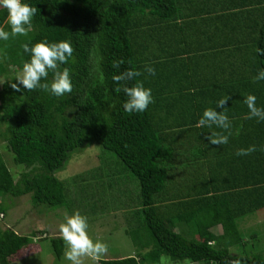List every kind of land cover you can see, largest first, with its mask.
<instances>
[{
    "label": "trees",
    "instance_id": "16d2710c",
    "mask_svg": "<svg viewBox=\"0 0 264 264\" xmlns=\"http://www.w3.org/2000/svg\"><path fill=\"white\" fill-rule=\"evenodd\" d=\"M22 2L37 11L27 36L0 40V74L6 63L22 69L30 61L25 43L70 41L75 51L59 70L69 69L73 90L56 97L23 86L17 91L13 80L2 84L0 137L13 163L24 170L15 178L0 155V196L29 194L36 206L68 207L74 189L55 173L73 153L97 145L99 165L87 172L93 181L99 174L101 189L118 187L122 172L138 183V200L126 212V232L136 251L99 264H226L235 259L264 264L257 234L244 240L240 227L243 217L264 210V121L245 119L249 110L243 102L252 94L257 107L264 108V80H252L264 70V55L255 51L264 49V0ZM7 16L0 7V28L10 32ZM236 30L244 38L227 43ZM118 59L124 63L113 68ZM145 65L156 74L127 83L142 82L154 102L130 115L123 109L127 97L115 91L112 77L129 68L143 72ZM52 78L49 73L41 82L50 84ZM225 96L231 97L227 108H217ZM207 108L226 112L233 132L227 144L211 145L207 139L222 129L196 126ZM251 145L257 151L235 154ZM98 187L92 190L98 193ZM6 208L0 204L1 213ZM34 236L0 228V264H11ZM49 239L59 259L64 241Z\"/></svg>",
    "mask_w": 264,
    "mask_h": 264
},
{
    "label": "rangeland",
    "instance_id": "374dc122",
    "mask_svg": "<svg viewBox=\"0 0 264 264\" xmlns=\"http://www.w3.org/2000/svg\"><path fill=\"white\" fill-rule=\"evenodd\" d=\"M6 67V72L0 74V91L5 81H16L17 75L22 71L14 63H6ZM3 128L4 125L0 123V132ZM96 146H87L73 153L68 163L55 173L62 181H68V185H66L68 189L69 187L74 189L72 191L74 197L71 196L72 202L69 201L68 207L43 208V206H36L32 203L29 194L19 197L0 196V204L7 206L3 217L0 218V228L14 229L19 234L33 232L35 235L32 244L18 252L11 264H71L64 258L65 247L63 254L57 259L49 238L59 237V225L65 222L66 216H71L77 211L82 216L87 217V231L90 238L93 241L103 242L108 247V252L97 260L87 257L82 258L83 264H99L100 259L118 258L134 254L136 249L130 235L126 232L130 228L129 223L126 221V214L131 209L128 208L131 203L138 200L137 180L132 174L122 172L120 173L121 180L118 187L101 189V184L104 181H99L101 180L97 178L99 174L94 176L93 181V178L89 175L91 172H87L99 165L98 154L102 150L97 148L99 146ZM0 155L13 176L17 178L24 168L13 163L11 153L6 149L5 142L1 137ZM108 155L112 154L109 153ZM77 174H80V177L74 181L72 177ZM69 182L76 183L71 184ZM87 182L90 183L88 186H86ZM96 186H99L97 188L98 193L92 190ZM68 199H70L69 195ZM95 199L98 200V204L94 203L93 200ZM122 201L128 204L127 208L121 207L124 203ZM115 205L121 206L114 209ZM240 225L244 233V240H250L252 233L257 234L260 248L264 252V210L243 217ZM214 231L218 232L219 228L215 227Z\"/></svg>",
    "mask_w": 264,
    "mask_h": 264
},
{
    "label": "clouds",
    "instance_id": "9594fccd",
    "mask_svg": "<svg viewBox=\"0 0 264 264\" xmlns=\"http://www.w3.org/2000/svg\"><path fill=\"white\" fill-rule=\"evenodd\" d=\"M0 7L7 10V23L10 25L11 31H5L0 28V40L7 41L10 36H27L28 28L31 26L32 18L36 14L37 9L31 7L22 0H0ZM27 26V27H26ZM25 53H30V61L23 64L22 71L17 75V83L11 86L17 91L23 86L27 91L42 89L50 92L56 97L70 94L73 90V84L70 77L69 69L59 70V66L67 64L69 58L73 56L74 48L70 41H60L49 43L41 41L29 46L28 43L22 45ZM258 54L264 55V49L257 48ZM123 59L114 60L112 67L119 69ZM49 73L53 74L51 83H42L49 77ZM147 73L150 76L156 74L155 68L145 65L143 72L129 68L119 75H113V81L118 85L115 88L117 93L123 92L127 97L123 104V109L128 114L142 113L146 111L150 104L154 102L150 88H145L142 82H137L132 86H128V81L135 80ZM253 83L264 80V70H261L252 78ZM100 84L104 83L103 73L99 76ZM230 96H225L217 101V108L226 109ZM256 96L248 94L244 98V104L248 108V114L245 119H257L258 122L264 121V108L257 107ZM197 127H208L222 129L219 132H212L207 137L211 145L221 146L229 142V138L233 135L232 124L225 111H217L213 108L204 110L202 117L199 119ZM238 131L236 135H238ZM257 151L255 145L248 148L239 149L235 154L237 156L250 155ZM87 217L82 216L78 211L71 216L65 217V222L59 225V236L64 241L65 252L64 258L71 264H83L82 258H91L97 260L108 252V247L100 241H93L88 234ZM226 264H242L240 259L227 261Z\"/></svg>",
    "mask_w": 264,
    "mask_h": 264
},
{
    "label": "crops",
    "instance_id": "0c3cea01",
    "mask_svg": "<svg viewBox=\"0 0 264 264\" xmlns=\"http://www.w3.org/2000/svg\"><path fill=\"white\" fill-rule=\"evenodd\" d=\"M239 9H240V8H239ZM239 9L234 8V10H232V11H238ZM242 9H243V8H242ZM230 21H231V20H230ZM235 21H236V20H235ZM230 24H233V22L231 21ZM240 32H241L240 30H236V31H232V32H230V34L227 35V41H226V40H224V41H226L227 43H229V41H230L232 44L236 45V43H238V41H240V39L242 40V39L244 38L243 34L240 33ZM221 34H224V35H225V33H221ZM226 42H225V44H226ZM234 47H236V46H234ZM242 47H243V46H242ZM242 73H244V72L240 70V72H239V77H240V75H241ZM239 77H238V79H239Z\"/></svg>",
    "mask_w": 264,
    "mask_h": 264
},
{
    "label": "built area",
    "instance_id": "2783aa9c",
    "mask_svg": "<svg viewBox=\"0 0 264 264\" xmlns=\"http://www.w3.org/2000/svg\"><path fill=\"white\" fill-rule=\"evenodd\" d=\"M3 217V213L0 212V218Z\"/></svg>",
    "mask_w": 264,
    "mask_h": 264
}]
</instances>
